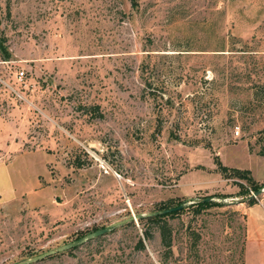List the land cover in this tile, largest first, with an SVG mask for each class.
Returning <instances> with one entry per match:
<instances>
[{
    "label": "rangeland",
    "instance_id": "obj_1",
    "mask_svg": "<svg viewBox=\"0 0 264 264\" xmlns=\"http://www.w3.org/2000/svg\"><path fill=\"white\" fill-rule=\"evenodd\" d=\"M136 1L0 0V264H264V0Z\"/></svg>",
    "mask_w": 264,
    "mask_h": 264
},
{
    "label": "trees",
    "instance_id": "obj_2",
    "mask_svg": "<svg viewBox=\"0 0 264 264\" xmlns=\"http://www.w3.org/2000/svg\"><path fill=\"white\" fill-rule=\"evenodd\" d=\"M130 1H131V4L134 5V6L137 4L136 0H130ZM0 48L4 52H6V49L2 46L1 43H0ZM8 56H9V54L6 53V57H8ZM258 87H260V86H258ZM257 88H256L255 92H257ZM263 152H264V141H263L262 146H261L260 154H263ZM214 161L217 164L218 170L224 175V177H226V178H237V184L239 186H241L243 189H245V187H244V183L241 180H244L246 183H248L249 184V188L251 190H253L254 192L258 191L261 188H264V180L259 182V183L256 182L253 179V177L251 176L250 170H248V169H239V168L229 167L227 165H224L218 159V157H216L214 159ZM249 194L250 193L246 189L243 190L242 193H241V195H244V196L248 195V197H249ZM248 197H247L248 205H251V204L256 202V199L254 197H251V198H248ZM213 202L214 201H200V202H198V204L200 206H203V208H204L206 205H209V204H211ZM168 207H171V206L170 205L162 206V207L159 208V210H162V209H165V208H168ZM176 212H177V210H174V211L166 213V214H157V215H152V216H141V217L138 218V221L140 223H143V222H158L160 220H163V217L171 216V215L175 214ZM126 224H133V220H129V222H127ZM144 235L146 237L149 236L146 229L144 230ZM164 240H165V238H164ZM139 244H140L141 247H143V242H142L141 239L139 241Z\"/></svg>",
    "mask_w": 264,
    "mask_h": 264
},
{
    "label": "crops",
    "instance_id": "obj_3",
    "mask_svg": "<svg viewBox=\"0 0 264 264\" xmlns=\"http://www.w3.org/2000/svg\"><path fill=\"white\" fill-rule=\"evenodd\" d=\"M263 156H264V153L261 157H258L257 159H254V157H248L250 160V164H242L244 163V161L241 162L242 160L234 159L233 166H230V167H236L239 169H248L250 170V173L253 179L257 181H261L262 178H264V175L258 178L257 176H255V173L258 172L261 168L262 170H264V157ZM242 200L244 201V199ZM263 202H264V196L258 198L255 203L248 206V209H250V213L246 214L247 221H246L245 240L247 239V241L249 242V241H253V239L256 238V241L258 242V245L260 246L259 252L264 251V232L257 231L256 228H257V223L259 221L261 220L264 221V207L263 209L259 208L258 210H257V207L259 205H262ZM243 203L244 202H242L241 204ZM251 210L252 211L254 210V212H251ZM243 249H244V246H243Z\"/></svg>",
    "mask_w": 264,
    "mask_h": 264
},
{
    "label": "water",
    "instance_id": "obj_4",
    "mask_svg": "<svg viewBox=\"0 0 264 264\" xmlns=\"http://www.w3.org/2000/svg\"><path fill=\"white\" fill-rule=\"evenodd\" d=\"M263 190H264V188L259 189L258 191H256V192L252 193L251 195H249L248 198L257 196L258 194L262 193ZM212 199H213L212 197H204V198H200L199 200L200 201H210ZM181 207H182V205H178L176 207H169V208H165V209L158 210V211H152V212L147 213V214H138L136 216L133 215L129 219H137V218H139L141 216H152V215H157V214H166V213L172 212L174 210H178ZM126 220H128V219H126ZM126 220H124V221H126ZM106 231H107L106 228H100V229L94 230V231H92L90 233H87V234L83 235L82 237L78 238L74 242H69V243L63 244V245H61V246H59V247H57L55 249L49 250V251H47L45 253H42L40 255H37V256H33V257H29V258L23 259V260H21V261H19L17 263H14V264H27V263L36 261V260L41 259V258H43V257H45L47 255L52 254V253H56V252H59V251L66 250L68 248L73 247L76 244H81V243H83L85 241H88V240H90L92 238H95V237H97L99 235H102V234L106 233Z\"/></svg>",
    "mask_w": 264,
    "mask_h": 264
},
{
    "label": "built area",
    "instance_id": "obj_5",
    "mask_svg": "<svg viewBox=\"0 0 264 264\" xmlns=\"http://www.w3.org/2000/svg\"><path fill=\"white\" fill-rule=\"evenodd\" d=\"M22 72H20V74H21ZM235 133L236 134H239V130L237 129V130H235Z\"/></svg>",
    "mask_w": 264,
    "mask_h": 264
}]
</instances>
